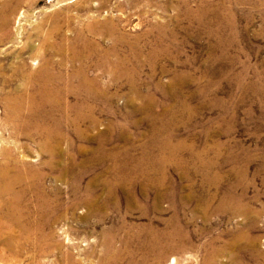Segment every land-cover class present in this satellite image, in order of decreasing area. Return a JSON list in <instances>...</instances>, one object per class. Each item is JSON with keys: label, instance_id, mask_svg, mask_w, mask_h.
<instances>
[{"label": "rangeland", "instance_id": "rangeland-1", "mask_svg": "<svg viewBox=\"0 0 264 264\" xmlns=\"http://www.w3.org/2000/svg\"><path fill=\"white\" fill-rule=\"evenodd\" d=\"M0 22V164L43 173L57 198L27 191L11 210L30 236L0 198V264L139 261L146 230L171 219L192 242L162 264H252L233 241L238 207L264 253V0H0ZM81 76L98 95L69 92ZM30 110L63 139L29 138Z\"/></svg>", "mask_w": 264, "mask_h": 264}, {"label": "bare ground", "instance_id": "bare-ground-1", "mask_svg": "<svg viewBox=\"0 0 264 264\" xmlns=\"http://www.w3.org/2000/svg\"><path fill=\"white\" fill-rule=\"evenodd\" d=\"M2 23L0 22V28L2 26ZM103 32L105 34H108V36H110V37L113 36V29H110V31L106 30V31H103ZM109 52L110 51L107 50V53H109ZM137 56H138V53L136 51H133L132 59L136 60L138 58ZM123 66L124 65H123V63L121 61L116 62L115 65H114L116 73H118L119 76H121V77L124 74H126V76H129V75L133 76L132 75L133 73L131 71H127V72L123 71ZM130 73H132V74H130ZM81 77H82V79L78 80L76 85H74V81H75L74 77H70V79L68 78L66 85H67V88L69 89V92H72L74 94L85 93L87 95L94 96V97H95V95H98V93H99L98 91L101 88L96 87L95 85H92V82L89 83L90 81L88 79H86V78H83L84 76H81ZM44 88L41 87L40 89H44ZM131 89L136 91V88L133 85H131ZM21 103L22 102H20V104ZM55 103H57V102H55ZM16 105H18V104H16ZM21 113H22V111H21ZM21 113L17 112V114L20 117V122H21L20 127L22 126L21 128H24V131H25L24 133L27 132L26 134H28L27 136L29 138H30V134L31 135H40V136L43 137V140L45 141V143L47 142V144L49 142H51L54 138L55 139H58V138L59 139H63V137H62V135H61V133L59 131H57L58 133L57 132L53 133L50 129L42 128L41 126H38V125L31 126L32 122L34 124L36 121H43V120H41L42 116H36L35 111L30 110L29 112H27V114H21ZM91 114H92V110H89L88 113L80 114V116L78 118H79V120L80 119L83 120V118H85V117H87V118L89 117L90 118ZM44 116H46V115H44ZM24 126H26V127H24ZM166 141H167V139H166ZM58 144L59 143H54V147L53 148L54 149L55 148H59L58 146L55 147V145H58ZM164 144L160 143L158 148L160 150H162L161 148L164 147L163 146ZM166 147H167V145H166ZM45 148H46V151L50 152V154L53 153V149H50L48 147H45ZM167 149H168V147H167ZM71 165H72V163L69 164V167H68L69 169L67 170V173L74 172L73 166H71ZM31 169L32 168H30V167H28V168L26 167V169H23V167L21 165L19 166V164L17 163L16 160H15L14 163L11 164V166L7 165V162L5 164H3V165L0 164V198L3 197V196H6V199H3V204L2 205L8 210V213L6 215L7 217L10 218V220H8V221H11L13 223L12 225L17 227L20 230V232L22 234H24V235L30 234L31 230L29 228H27L26 226L21 224L20 216H19L20 214L17 213V212H12L11 210L16 208L17 204L22 202L21 199L25 197L26 192L27 191L34 192L35 193V202L37 204H39L40 206H46L47 204L49 205V202H51V203L52 202H57V201H55V199H57L55 196H52L53 199H54L53 201L49 200V198L47 197V192H45V188L43 186L44 184H42V181L45 178V176L42 175L43 173L38 175V174H36V172H34L35 173V175H34V173L32 174L33 170H31ZM84 171H86V170L84 169ZM118 172L119 171H117V174H118ZM140 174H137V175H140ZM124 176H128V175L124 174ZM130 177L128 176V178L131 180ZM121 178H118V180L121 181ZM128 178H125V179L128 180ZM125 179L122 180L123 185H124ZM79 182H81V181L78 180V179L74 180V182L72 183L74 188L76 187L75 185H77V184L79 186ZM105 185H107V183ZM113 185H116V184H113ZM19 186H20V189L18 191H15V188H17ZM71 189H73V188H71ZM108 193L110 194V192H108ZM91 195H92V193L87 191V194L84 197L80 198V201H81L80 203L81 204H87L89 202L94 201V199L90 198ZM20 200H21V202H20ZM127 202H128V200H127ZM154 208H155V210H158L157 203H155V207ZM1 209H3V207ZM115 209H117V208H115ZM97 211H98V208H97ZM92 212H94V210H92L90 213H92ZM237 212L241 215L244 224L242 226L240 234L233 241L234 242H235V240L240 241L239 242V243H241L240 244L241 245L240 250L242 252L244 251L246 253V255L248 257L247 260L249 262H251L252 264H258L259 262L256 259V257L260 256L262 254L264 255V253H260L258 251L257 240L255 238H252L251 236H249L251 228L248 225V222H249L248 219L250 218V213L251 212L246 207H244V208L243 207H241V208L238 207V210H236V213ZM205 214H206V212H205ZM42 215L43 214H42V211H41L40 215H39L40 220L42 219V217H41ZM55 216H57V215H55ZM33 224H32V232H34V230L37 231V232L41 231V229L39 228L41 226L35 227ZM40 225H42V224H40ZM166 226L167 227L165 228V230H162V231H153V229L146 230L147 231L146 233H148L147 237L149 239L145 240L146 244L145 243L141 244L142 247H143V250L145 251V253H144V256H142L139 261H136L134 258H131V256H128V258L126 257V259H128V261L126 263H123L124 261H122V260H125V257L123 255H121L120 253H116V254H114L112 256V258L114 259L113 260L114 263H116V264H162V263H165V258H166L167 255L172 254V253L178 254V253H181L183 251H186L188 249V247L190 246L191 242H192L191 239H190V235L186 231H184L182 229V227H181V224L179 222H176L174 219H171L170 221L166 222ZM33 227H35V228H33ZM28 236H30V235H28ZM232 246H233V242H232ZM207 250L209 251V253L212 251L216 255L221 253V251H219V250L218 251H213L214 248H210V247H208ZM176 263H177V257L173 256L171 258V261H170L169 264H176ZM203 264H212V258L210 256L205 257L204 260H203ZM241 264H247V263L246 262H241Z\"/></svg>", "mask_w": 264, "mask_h": 264}]
</instances>
